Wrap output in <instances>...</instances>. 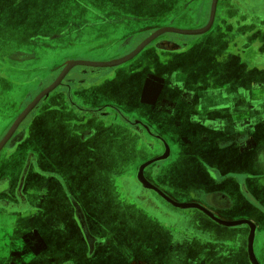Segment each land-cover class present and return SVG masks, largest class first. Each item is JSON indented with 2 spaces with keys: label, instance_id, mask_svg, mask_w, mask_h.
<instances>
[{
  "label": "crops",
  "instance_id": "crops-1",
  "mask_svg": "<svg viewBox=\"0 0 264 264\" xmlns=\"http://www.w3.org/2000/svg\"><path fill=\"white\" fill-rule=\"evenodd\" d=\"M186 1L155 0L160 8L154 16L160 19L136 22L138 25L131 27L132 32L151 33L179 21L188 23L192 16L204 14H195L193 4L186 5ZM227 3L221 1V9L218 4L217 21L214 20L207 33L199 35L202 37L197 42L215 33L219 26L228 27L224 35L220 34L226 40H231V35L237 41L236 36L252 34L247 44L252 43L255 52L239 55L237 48L244 44L242 40L232 46V53L239 55L238 62L253 72L257 67L264 68V15L251 10L242 12L237 5L230 9ZM174 9L180 10V14L171 15ZM250 17L260 21L256 20L255 26L251 20L250 24L246 23L245 19ZM165 20L169 21L164 25L158 22ZM55 39L59 36L51 40ZM206 46L196 45L184 57L176 55L165 62L167 68L162 73L168 83H165L166 77H156L153 72L161 67L159 64L145 63L135 69L136 58H133L118 66L110 80L98 81L74 98L89 106H120L125 121L121 114L118 117L111 112L98 120L87 121V112L78 115L71 108L60 106L56 92L50 93L45 102L41 101L40 107L33 110H37L35 116L31 117L32 111L16 131L22 133V138L14 152H8L6 146L0 152L3 165L0 264H126L124 259L129 252L140 251L144 258H152L157 250L165 257L177 253L182 260H177V264H253L249 255L251 226L248 224L226 227L198 209L174 207L180 211L181 219L187 218L189 222L171 225L158 220L144 202L129 196L126 183L135 180V174L128 171L129 163L136 155L152 152L153 158L160 151L158 146L147 150L144 143L139 144L130 132L128 121L134 119L148 125L149 132L171 141L168 157L152 164L160 163L161 182L174 190L199 189L207 196L208 202L203 207L208 211L216 209L218 217L210 212L222 221L252 223L255 227L253 248L259 240V254L255 248L254 253L259 264H264V133L255 134L264 129V77L248 72L237 79L230 78L225 69L234 61L231 57L220 59L217 68L223 74L215 75L216 67H208V62L196 57L198 50ZM25 62L20 66H30ZM69 62L66 60L60 67ZM31 77L9 74L0 79V121L11 118L15 122L27 107L30 86L34 85L29 82ZM18 87L21 91L13 93ZM180 107L190 110L182 113ZM109 123L114 126H102ZM86 129L94 130L92 137ZM244 134L248 135L246 140ZM147 139L153 137L143 134L142 141ZM28 158L34 168L26 171ZM207 165L215 167L224 179L212 180L205 170ZM238 177L245 180L248 193L260 207L239 188ZM113 203L122 204L121 209L127 215L133 209L144 211L143 223L148 227L140 224L141 219L132 221L125 214L120 226L116 224L120 229L117 235L109 237L97 230L95 235L100 243L94 247L74 233L75 208L90 222L95 219L105 229L110 226L106 223L107 210H112ZM39 231H45V235L40 236ZM162 235L167 237L166 243L156 248L155 241ZM193 242L202 246L199 248ZM180 243L190 244L187 253L180 251ZM91 250L96 259L90 263Z\"/></svg>",
  "mask_w": 264,
  "mask_h": 264
},
{
  "label": "flooded vegetation",
  "instance_id": "flooded-vegetation-1",
  "mask_svg": "<svg viewBox=\"0 0 264 264\" xmlns=\"http://www.w3.org/2000/svg\"><path fill=\"white\" fill-rule=\"evenodd\" d=\"M3 2V0H0V2ZM9 1L10 0H4ZM14 1V0H13ZM11 0V2H13ZM71 4V7L69 11L66 13L65 18L62 21L61 28L59 29L58 36L59 39H67L68 37H71L74 34V38L81 36V35H87L91 39V41L94 42V40H100V39H107L110 42V45L106 48H102L100 44L97 47H92L88 50L89 53H94L95 59L94 61L100 62V61H106L110 60V58H107L106 56L110 54L111 52H116L117 54L122 53L123 51L127 50L128 48H132L134 50L146 37L152 35L157 30L151 31V33L143 31V32H132L133 29H131V24L134 22L139 21H156L160 18H155V14L158 12L160 8V4L156 3L155 0H68ZM225 3L228 1L226 5H229L230 9L236 8V5L238 6V9L242 12L249 11L251 8L253 11L258 9L257 13H261V9L264 10V0H218L217 3V9L218 4L220 2ZM209 3V19L211 15V9H212V3L213 0H187L186 5L193 4L194 7H192L195 14H202L205 13V8L207 4ZM147 9L146 12L143 10ZM216 9V16H217V10ZM227 9V8H226ZM175 10V9H174ZM172 10V11H174ZM45 11V10H44ZM143 11V12H142ZM171 11V12H172ZM46 12V11H45ZM147 14L148 16L143 17L141 14ZM170 12V13H171ZM44 13V12H43ZM47 16L46 18L50 17L49 10L46 12ZM215 16V20L217 21V18ZM150 17V18H149ZM62 20V19H61ZM250 18H246V23L250 22ZM209 22V20H208ZM208 24V23H207ZM230 26V25H229ZM255 26V24H254ZM228 28V27H226ZM224 27L214 28L216 30L215 33H211L210 35H206L208 37L202 39L201 41L197 42L198 39L195 38H188L184 35L175 34V33H167L160 37H158L156 40L151 42L145 49L144 53L141 55H138V57H135V69H139V67L143 66L145 63H152V64H159L162 69L157 68L156 70H153V72L156 73V77L159 75H163L162 72H165V69L167 68V64L165 62H169L171 58H175L176 55L178 57L182 56L184 57L185 54H188L190 51H192V48L196 45H207L206 47H203L202 50H198L196 57L199 59H203L204 62H208V67H216L215 75H221L223 74V71L218 70L217 66L219 64V61L221 58L231 57L234 59L232 61L230 68L225 69V72L229 74L230 78L237 79L239 77H242L246 75L248 72H252L253 75L264 77V68H255L254 72L251 69H247L245 66H242L241 63L238 61L241 60L239 55H248L252 51L255 52V48L252 46V43H248V39L252 36V34H243L242 37L236 36L237 41H245L244 44H242L241 48H237L239 55L236 53L233 54L232 52V46L237 45L236 39L233 38L231 35V40L224 39L221 35H224V30L226 29ZM14 29V28H13ZM16 30V29H14ZM220 30V31H217ZM135 31V30H134ZM130 32V33H128ZM46 34V32H45ZM175 34V35H174ZM221 34V35H220ZM48 35V34H46ZM204 35V34H203ZM51 37H43L42 39H35L33 41L31 38L30 42L32 43L31 46L35 48L37 51L39 49L49 51L54 50V48L50 45H48V41L51 40ZM78 39V38H76ZM39 41V42H38ZM236 43H235V42ZM197 43V44H196ZM254 43V42H253ZM214 46V47H213ZM219 48H218V47ZM216 48H218L216 50ZM224 48L226 51H224ZM230 48V50H229ZM131 50V51H132ZM230 51V52H229ZM15 53H20L19 55H23L24 57H19L20 59H11L10 56L14 55ZM229 53V54H228ZM118 54V55H119ZM117 55V56H118ZM224 55V56H223ZM141 56V57H140ZM121 57V56H120ZM190 55H188V58ZM39 59V57L36 55L34 56L33 52L29 51H9L8 54H4L0 50V79H5L9 74L19 75L24 74L27 76H32L31 80H29L30 83L34 84L36 87H40V92H42L44 89H46L48 86H50L56 78L59 76L60 72L63 70L64 66L58 69V73L55 77L52 79L49 78V68L47 67H21V62L28 61V60H35ZM260 63V62H258ZM230 65V64H229ZM242 66V67H240ZM119 67L115 68H93V67H86V66H79L72 69V71L65 77V79L62 81L61 85L53 91V93L56 92V97L59 99V105L60 106H67V108H71L72 111L75 113H78V115L88 113L87 114V121H94L100 119L102 116L106 113H115L118 115V117H121L125 121L126 117L124 116L123 109L120 106L116 105H100V106H89L88 104L84 103L83 101H76L75 97L82 93L84 90H86L88 87H92L93 84L97 83L98 81H104V80H110L111 75H113L114 72L118 70ZM152 71V69H151ZM219 72V73H218ZM44 73V75H43ZM41 75V76H39ZM166 77L165 75H163ZM162 77V76H161ZM163 78V77H162ZM51 79V80H50ZM165 83H168V78L166 77ZM169 86V84H168ZM167 86V90L169 91L170 88ZM136 87V86H135ZM134 87V88H135ZM138 89V88H136ZM39 92V93H40ZM51 93V94H53ZM38 95V93H37ZM37 95H33V93H30V101L33 100ZM125 95V94H123ZM75 98V99H74ZM42 102H45V99L42 100ZM42 102L37 106L40 107ZM36 107V108H37ZM190 108L186 107H180L179 111H182V113L189 111ZM102 117V118H103ZM128 121V120H127ZM129 122L130 125V132L137 137L139 140V144L144 143V146L147 150H155L156 146L160 148L159 153L156 155V157H153L151 159L162 157L166 154V149L168 147V153L171 151V141L168 140L165 137H162L161 135L149 132L147 129L150 127L146 124L141 123L139 120L134 119L131 122ZM83 125V124H82ZM104 127L114 126V124L109 123L103 124ZM87 134L92 137V134L94 133L91 129H86ZM149 133L153 139H147L146 142L142 141V135ZM264 129L256 131L255 134H263ZM22 133H16L12 139L8 142L6 145L8 152H14V149L20 144V139L22 138ZM85 136V135H84ZM245 140L246 137H248L247 134H244ZM231 145L233 143L227 142L226 144ZM231 143V144H230ZM236 144V143H235ZM264 151V148H263ZM150 159V160H151ZM26 171L29 167L34 168V165H32L29 162V158L26 161ZM31 164V166H30ZM144 164V163H143ZM141 164V165H143ZM160 163L156 165H152L153 169L150 170L151 166H148L144 170V177L148 181V184L152 185L154 188L158 189L154 190L150 187H147L143 185L137 178L138 171L140 166L135 171V180L127 181L126 183V190L129 193V196L131 198L137 200H141L143 205L145 204L147 208H149L151 211L155 212V214L158 216V220L160 219L161 222H171V225L177 224L181 221L189 222L188 219L183 220L181 219L182 216L178 215L180 211L175 209L172 204H170L165 197L178 202V203H197L205 207L203 203L208 202L207 196L202 195V192H200L199 189H193V188H187L185 189H178L174 190L173 188H170L166 185H164L160 180V171L161 167L158 166ZM205 170L208 174V176L214 180L219 181L223 180L224 178L220 175L219 171L212 166H204ZM234 177V176H232ZM239 181V188L244 190V193L246 196L252 201L255 205L261 206L258 204L255 200V198L250 195L246 189L245 180L238 177ZM199 180V179H196ZM194 180V183L195 181ZM191 191H194L193 193H190ZM17 200L19 201V197L16 196ZM122 204L113 203L112 204V210H107L108 212V220L106 219V223L110 224L108 228H103L100 226V224L97 223V221H92L88 219V217H85L84 213L80 211L78 208L74 209V223H76L74 233L79 235L81 238L85 239L87 242L90 243L92 247L96 246L98 243H100V238L96 237L95 233H105L106 236L113 237L117 235L118 231L120 230L118 226H120V223H122L123 218H112L110 220V216L113 217V212L116 210L124 211L121 209ZM115 208V209H113ZM209 210L218 217L217 210L210 209ZM95 211V209H94ZM106 212V213H107ZM177 214H176V213ZM118 214V213H117ZM124 214V213H123ZM123 214L120 215L123 217ZM125 215V214H124ZM118 223V226L116 225ZM170 224V223H169ZM96 227H100L97 229ZM40 232V236L45 235V231ZM199 238V237H197ZM158 240L155 241L156 248H158L160 245H165V240L167 237L158 236ZM99 240V241H98ZM98 241V242H97ZM197 241V240H196ZM201 242V241H200ZM195 246L197 245L199 248L202 246L199 242H193ZM199 243V244H198ZM90 246V247H91ZM172 246V245H171ZM182 246V247H181ZM190 247L189 243L179 244L180 251L183 250L184 253L186 250L188 251ZM128 258L126 257L124 259V262L126 264H177V260H181L179 258L180 256L177 253H173L174 256L170 254V256L165 257V255L161 256L159 255V251H156V256L150 257V258H144L143 252L140 251H133L128 253ZM89 256L91 257L90 263L95 261V253L92 252V250L89 253ZM94 259V260H93ZM182 261V260H181ZM180 264V263H179Z\"/></svg>",
  "mask_w": 264,
  "mask_h": 264
},
{
  "label": "rangeland",
  "instance_id": "rangeland-1",
  "mask_svg": "<svg viewBox=\"0 0 264 264\" xmlns=\"http://www.w3.org/2000/svg\"><path fill=\"white\" fill-rule=\"evenodd\" d=\"M221 6L222 5L220 4V9H221ZM70 7H71V4L69 3L68 0H14L13 2H11V0L10 2L4 1V0L3 2L1 1L0 2V50L4 54H8L9 51L13 52L17 50L27 51V52L32 51L34 56L36 57L37 55L39 59L28 60L25 62L26 65L28 64L31 67H41V66L44 67L45 66L49 68V78L51 79L57 75L58 69L61 68L60 66L63 65V63H65L66 60L97 62V61H94L95 59L94 53H89L88 50L91 49L92 47H95V46L97 47L98 46L97 44H100L102 48H106L107 46L110 45V42L107 39H100V40H97V42L96 40H94L93 42L91 41L89 36H87L86 34L76 37L78 39L74 38V34H73L71 37H68L67 39L49 40L47 43L48 45L52 46L54 50H49L48 52L45 50H41V49L37 51L35 48L31 46L32 44L30 42L31 38H33L32 39L33 41H35L36 38L40 40L41 38L46 37V36L47 37L52 36L53 38H55V36L59 32V29L61 28L62 21L65 18L66 13L69 11ZM44 10L46 12L49 10V14H50L49 18H46L47 14ZM250 10L253 12L252 8ZM257 10L255 9L254 13L259 12ZM146 11L147 9L144 10V12ZM179 11L180 10H175L173 13H171V15H178L180 14ZM261 13L262 15H264L263 9H261ZM189 15H190L189 17H191V14ZM208 20H209V3L207 4L205 8V13L197 17L192 16V19L190 22L184 23V22L179 21L177 23H173L170 25H172L171 27L183 29V30H196V29L204 28L207 25ZM256 20L257 22L260 21L257 18ZM256 20L253 21L252 19L251 20L252 24H254ZM167 21L169 20H165L162 22L158 21V22L160 25H164L168 23ZM134 25H138V24L132 23L130 26L134 27ZM164 27H161V28H164ZM13 28L16 30H14ZM45 32L48 35H46ZM150 36L146 37L143 41H145ZM186 37L188 38L196 37L195 39H199L202 36L200 37L199 36H186ZM131 50L132 48H128L122 53L120 54L118 53L119 55L116 52H111L110 54L106 56L107 58H110V60L100 61V62H109V61L122 58L124 56H127L129 53H131L133 51ZM19 54L20 53H15L14 55H11L10 58L20 59L19 57H24L23 55L20 56ZM14 90H13L14 91L13 93H16L20 89L18 87L17 89H14ZM29 91L33 93V95H37V93L38 94L41 93L40 87H36L35 85H31ZM20 96L18 97L21 98ZM26 103L27 102H25V104ZM36 113H37V110L33 111V113H31L32 114L31 117L35 116ZM13 122L14 121L11 118L0 121V141L6 134L8 129L11 127ZM152 156H153L152 152H146V153L136 155L134 158V161L132 163H129L128 171H130V173L132 174H135V171L138 168V166L150 160ZM128 159L132 160V158L130 157H128ZM2 166L3 165L0 164V171L3 168ZM135 210L136 209H133V211H129L127 215L126 210L120 211V210L115 209L114 217H117L120 219V218H125V216L127 215V217H129L131 220L133 219L132 221H135V219H141L140 224H144L143 227H148L146 226V223H143V221L146 220L145 214H144L145 212L144 211H143L144 213L141 211L137 212ZM120 213L121 215L123 213L126 215L123 214V217H122ZM258 241L259 240L256 241L254 248H255V251L259 254V249H258V244H257Z\"/></svg>",
  "mask_w": 264,
  "mask_h": 264
},
{
  "label": "water",
  "instance_id": "water-1",
  "mask_svg": "<svg viewBox=\"0 0 264 264\" xmlns=\"http://www.w3.org/2000/svg\"><path fill=\"white\" fill-rule=\"evenodd\" d=\"M217 3L218 0H213L212 3V9H211V15L208 24L204 28L196 29V30H183V29H178L174 27H164L160 28L156 32H154L149 38H147L145 41H143L135 50H133L131 53H129L127 56H124L122 58L109 61V62H90V61H71L66 64V66L63 68V70L60 72L59 76L56 78V80L48 86L46 89H44L40 94H38L30 104L27 105V107L23 110V112L18 116V118L15 120L13 125L10 127L8 132L5 134V136L2 138L0 141V152L2 149L8 144V142L12 139L16 131L18 130L20 124L25 120V118L39 105V103L46 99L50 93L55 91L62 83V81L65 79V77L69 74V72L78 66H86V67H93V68H115L118 67L133 58H135L146 46H148L151 42L156 40L158 37L167 34V33H175V34H180V35H186V36H199L207 33L215 20L216 16V9H217ZM166 154L163 155L162 157L150 160L143 165L140 166L139 171H138V180L145 186L150 187L154 190L159 191L158 189L154 188L152 185L148 184V181L144 177V170L152 165L153 163L162 161L168 157V147L166 149ZM166 200L175 206L176 208L180 209H189V208H195L198 209L202 212H204L206 215H208L211 219L214 221L222 224L223 226L226 227H234L238 226L241 224H248L251 226V234L249 237V255H250V260L253 264H259L257 261V258L254 253V248H253V243H254V235H255V227L250 223L249 221H237V222H225L222 221L218 218H216L210 211L205 209L203 206L196 204V203H178L175 202L167 197H165Z\"/></svg>",
  "mask_w": 264,
  "mask_h": 264
}]
</instances>
